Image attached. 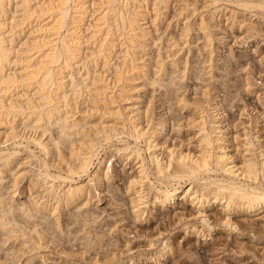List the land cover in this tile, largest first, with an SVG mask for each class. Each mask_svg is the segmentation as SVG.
<instances>
[{"label": "bare ground", "instance_id": "bare-ground-1", "mask_svg": "<svg viewBox=\"0 0 264 264\" xmlns=\"http://www.w3.org/2000/svg\"><path fill=\"white\" fill-rule=\"evenodd\" d=\"M241 1L244 8H264ZM168 2L0 0V264H63L64 256L77 255L64 247L66 233L84 249L105 244V235L118 229L116 218L94 234L83 226L98 220L101 190L114 197L115 154H132L138 162L126 183L136 221L178 196H190L201 210L215 201L226 210L264 207L263 149L258 158L245 136L247 153L235 160L222 125V99L213 95L215 84H230L231 63L215 51L224 37L223 9L193 21L183 12L175 32L153 37L146 19L158 30ZM189 81L199 96L187 95ZM148 85L168 112L155 113L154 96L143 99ZM168 122L172 131L183 122L195 127L196 149L166 145ZM204 174L208 178L197 184ZM76 222L80 227L72 229ZM170 246L166 241L164 248Z\"/></svg>", "mask_w": 264, "mask_h": 264}, {"label": "rangeland", "instance_id": "rangeland-1", "mask_svg": "<svg viewBox=\"0 0 264 264\" xmlns=\"http://www.w3.org/2000/svg\"><path fill=\"white\" fill-rule=\"evenodd\" d=\"M207 1L210 2L207 3ZM249 2L259 4L260 2L264 3V0H250ZM241 3V0H169L166 9H164V16L159 18L158 30H155L150 17L146 19H150L147 26L152 30L153 37L159 34L165 37L168 31L175 32L177 30V24L181 22L183 12L184 14L187 13L189 19L193 21L200 15H210L211 10H214L213 8L223 9L219 25L220 35L224 37L222 42L217 43L220 46L216 45L215 51L218 54L220 52L222 56H226L228 63H231L229 64L230 77L226 78L230 84L228 88H222L220 85L215 84L218 88L213 90V95L218 94L217 99H222L223 108L220 109L221 115H223L222 125L227 131L229 150L238 163L241 161L243 154L247 153L245 150L247 146L245 136L250 137L249 139L253 141L254 151L258 158L262 157L260 149H263L264 152V8L256 5L244 8L240 6ZM234 21L236 22L234 23ZM197 42H200V40ZM229 49H233L232 57L227 56ZM149 52L154 56L156 52L154 43H150ZM245 78L250 82L249 89L246 87ZM194 87V83L189 81L187 95L190 98L199 96L195 94ZM142 92V97L145 96L143 99L152 96H154L153 99L156 98L157 103H155L154 110L156 114L159 111L168 112L167 104L165 103V105L158 100V91H153L152 86H146ZM170 127L171 123L168 122L165 132L166 137H164L167 140L166 143L168 142L166 145L196 149L197 129L195 127L186 125L185 122H183V126L179 131L174 130V132L170 130ZM18 139L20 140V138ZM129 141L133 143L132 138ZM29 146L34 148L37 145L30 142ZM102 150L99 157L104 155V150ZM142 153L147 160V154L144 151ZM96 161L95 159L94 164ZM111 161L113 162L114 178L112 185L114 197H111L106 190H101V198L96 208L99 213L98 220L96 222L88 221L83 227L94 234L95 230L98 231L97 229H101L100 231L105 230L106 226L108 227L109 223H112L109 221L116 218L118 229L113 233V236L110 235L111 240L109 235H105V244L90 249L86 247L90 251L84 249V244H81L80 239H71V236L66 233L62 243L68 250H77V255L67 259L64 256L63 259L66 262L63 264H264V207L252 212H243L239 209L226 210L221 201H215L205 205V208L201 210L190 201V196L183 197V199L182 196H178L175 203L167 207L156 206L155 210L145 212L140 216V220L136 221L132 218L129 203L126 202L129 198L126 183L129 176L136 174L138 162L132 154L122 157L115 154L112 156ZM111 161H108V163ZM91 169H93V166ZM207 176V174H204L196 183H202L208 178ZM263 177L264 175L259 176L262 186H264ZM151 179L154 184H157L153 176H151ZM177 181L171 180V183L177 185ZM179 182L182 185L189 184L187 179H181ZM150 194L152 195V192ZM150 194L149 197L151 198ZM95 200L96 197L92 201ZM71 225L72 229H76L81 224L76 222ZM68 240L70 241L68 242ZM166 241L171 244L168 249L164 248ZM98 249L100 251H96ZM160 252L163 255L158 258L159 260H155L154 256H159Z\"/></svg>", "mask_w": 264, "mask_h": 264}]
</instances>
